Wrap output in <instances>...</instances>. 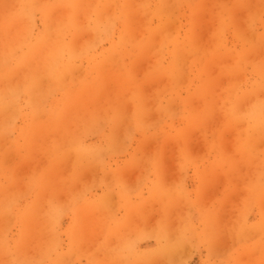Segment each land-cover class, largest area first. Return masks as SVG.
<instances>
[{
    "label": "rangeland",
    "instance_id": "obj_1",
    "mask_svg": "<svg viewBox=\"0 0 264 264\" xmlns=\"http://www.w3.org/2000/svg\"><path fill=\"white\" fill-rule=\"evenodd\" d=\"M0 264H264V0H0Z\"/></svg>",
    "mask_w": 264,
    "mask_h": 264
},
{
    "label": "bare ground",
    "instance_id": "obj_2",
    "mask_svg": "<svg viewBox=\"0 0 264 264\" xmlns=\"http://www.w3.org/2000/svg\"><path fill=\"white\" fill-rule=\"evenodd\" d=\"M190 49H191V48H190ZM67 119H68V118H67ZM93 236H94V235H93ZM170 236H171V235H170ZM98 237H100V236H97V238H98ZM92 241H93V240H92ZM88 245H89V244H88ZM174 252H175V251H174ZM174 252H173V253H174ZM170 255H171V254H170ZM164 256H165V255H164ZM172 256H173V255H172Z\"/></svg>",
    "mask_w": 264,
    "mask_h": 264
}]
</instances>
